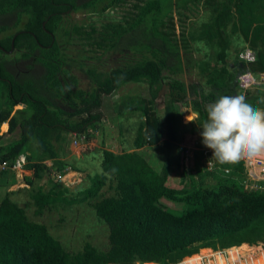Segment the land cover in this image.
Listing matches in <instances>:
<instances>
[{
    "label": "trees",
    "instance_id": "obj_1",
    "mask_svg": "<svg viewBox=\"0 0 264 264\" xmlns=\"http://www.w3.org/2000/svg\"><path fill=\"white\" fill-rule=\"evenodd\" d=\"M126 2L0 0V125L7 122L8 133L20 129L17 139L2 146V159L12 164L20 154L27 155L25 168L33 170V175L26 176V183L37 214L59 202L88 200L109 227L107 249L85 241L80 250L71 252L45 223L29 219L26 209L12 197L16 191L8 190L0 202V264H174L206 247L224 249L264 242V191L250 188L243 160L235 165L216 161L206 181L191 180L174 188L167 183L169 159L157 171L137 151L103 149L102 171L93 175L90 186L77 196L68 195L66 185L48 191L42 185L34 186L45 172L59 179L70 170L79 171L61 158L64 134L84 135L91 141L89 130L99 127L104 99L127 83H145L150 94L122 102L142 118L134 149L155 145L163 137L157 114L162 92L166 95L167 135L179 143L184 141L180 136L183 107L192 109L197 115L192 125L200 126L206 119L207 104L223 95L245 94L250 104L264 110V91L257 89L261 86L245 89L239 85L244 73L264 74V0H144L135 3L121 22H108L99 30L92 26L87 31L66 21L71 11L87 9L102 14ZM193 6L202 7L205 18L195 27L186 26L184 12ZM74 35L105 50L128 47L141 58L109 72L81 65L94 84L92 89H83L61 44L62 38L69 41ZM233 36L243 40L244 53L251 51L253 60L237 53L233 67L228 64ZM192 42L211 51L195 61L203 83L187 84L183 79V51L191 55ZM122 110L126 112L122 108L118 112ZM0 175L7 179L9 170H0ZM107 185L113 194H104ZM165 199L186 209L176 212ZM211 255L215 260L210 264H264V251L229 259ZM197 263L201 264L202 258Z\"/></svg>",
    "mask_w": 264,
    "mask_h": 264
},
{
    "label": "rangeland",
    "instance_id": "obj_2",
    "mask_svg": "<svg viewBox=\"0 0 264 264\" xmlns=\"http://www.w3.org/2000/svg\"><path fill=\"white\" fill-rule=\"evenodd\" d=\"M143 1L144 0H127L126 3L110 8L102 14H94L87 9L71 11L68 13L66 21L70 24H77L87 31H89L92 26L99 30L108 22H121L123 17L132 10L135 3ZM184 13L187 15L183 16L186 26L195 27L197 23L205 18L202 7L196 8L193 6V8ZM175 22L177 32H180L181 23L176 13ZM12 32L13 31L9 33ZM232 40L228 64L233 67L234 58L237 53H241L244 58L250 59V52L247 50L244 53L246 44L242 42L243 40L241 38L238 39L237 36H233ZM61 44L65 47L67 57L74 64L73 71L78 76L80 87L83 89H92L94 84H92L87 75L82 71L81 65L87 67L96 66L99 70L109 72L115 67L125 66L128 62L141 58V54L128 47L111 51L105 50L103 46H101V48L92 46L87 42L86 38L80 35H74L69 41L62 38ZM192 51L193 53L191 55H187L186 52L183 51L185 61L183 79L187 84L203 83L202 77L198 75L195 61L204 58L205 55H208L211 51L204 44L197 42H192ZM13 55L14 54H12V56ZM249 82L253 83V85L257 84L261 86L257 89L264 91V74L252 75V77H249ZM203 86L205 88L208 87L205 84ZM254 90H256V88H254ZM243 95L245 96V94ZM133 96L148 98L150 94L147 84L127 83L115 93L104 99L101 108L103 116L99 122V127L97 130H89L91 141H87L84 135H76L74 133L64 134L66 135V141L62 143V150L60 151L61 158H63L69 166L78 168L79 171L70 170L59 177V179L54 173L45 172L43 178L35 180L34 186L37 187L38 185H42L44 190L48 191L52 187L58 190L62 188L63 185H66L70 189L68 195L77 196L81 190L90 186L91 177L102 171L100 162L103 157V149H109L116 153L137 151L157 171H161L166 161L169 159L171 172L167 183L174 188L183 187V185L189 184L191 180L198 182L204 178V181H206L208 179L206 175L210 171H213L207 167V157L205 154V152L210 149L206 148L202 143V137L200 135L202 128L200 125L195 123L192 125V122L197 116L192 109L190 107L182 108L180 136L184 137V141H181V143L172 141L167 135L164 123L166 95L162 92L157 100V114L162 121V130L164 131L163 137L161 141L155 145L134 149V139L137 135V129L142 118L139 112L131 113V111L127 110L124 105L126 102L122 103L126 101L128 97ZM117 108L118 110H120V108L125 109L126 112L122 110V113H119ZM192 126L195 127L194 131L191 129ZM6 128L7 124L4 125L3 123L0 125V132ZM19 134L20 129H17L14 133L0 134L1 145L4 146L5 143L19 137ZM209 154L213 155L212 150H210ZM243 160L245 161V159ZM46 162L52 165L51 160H46ZM200 168L202 169L201 176L199 174ZM12 171L14 173L12 176H8L7 179L0 175V202L8 190H15L16 193H14L12 197L20 206L26 209L29 219L45 223L50 232L71 252L80 250L85 241L92 242L100 249H107L109 247V227L96 215L95 210L89 204L88 200L73 202L71 204L59 202L56 204V207L46 209L43 214H37L35 212L36 206L30 197V184L26 183V176H32L33 170H28L24 167L21 170ZM263 176L264 175H260L258 172L254 171L251 173V177L254 178V180H252L248 175L251 184L252 182L253 184L262 183L261 185L264 184ZM103 192L105 195H110L113 194L114 191L107 185L103 188ZM164 201L176 212L181 213L186 209V207L180 203L168 199ZM218 250L225 251L228 257L245 256L248 254H253L255 256L264 251V242H259L255 245L243 243L239 246L224 249H215V247L202 248L198 253L185 260V263L198 264V258L211 254H216L225 258L222 253L217 252ZM183 259H185V257ZM203 260L204 264H207V260L209 259L208 257H204ZM135 264L142 263L137 262Z\"/></svg>",
    "mask_w": 264,
    "mask_h": 264
},
{
    "label": "clouds",
    "instance_id": "obj_3",
    "mask_svg": "<svg viewBox=\"0 0 264 264\" xmlns=\"http://www.w3.org/2000/svg\"><path fill=\"white\" fill-rule=\"evenodd\" d=\"M205 111L202 143L220 165L264 155V110L250 104L246 96H220Z\"/></svg>",
    "mask_w": 264,
    "mask_h": 264
},
{
    "label": "built area",
    "instance_id": "obj_4",
    "mask_svg": "<svg viewBox=\"0 0 264 264\" xmlns=\"http://www.w3.org/2000/svg\"><path fill=\"white\" fill-rule=\"evenodd\" d=\"M250 52V59L248 60H253L254 59V54ZM252 75H255L251 72H248V73H244L242 75H240L239 77V85L241 88H249V87H252L254 86L253 83H250L249 82V77H252ZM257 85V84H256ZM210 150H207L205 152L206 154V157H207V167L211 170H213L216 166V162L214 160L213 155H210ZM2 155H3V151H2V145L0 143V170H9V171H12V170H21L25 167V165L27 164V155L25 153H22L20 154L16 160L14 161V163H10V161L8 160H3L2 159ZM244 161V160H243ZM244 165L245 167L248 169V175L250 176V178L252 180H254V178L251 177V173L252 172H258V170L260 171L259 174L260 175H264V156H259V157H255V158H251V159H245L244 161ZM264 177V176H263ZM264 179V178H263ZM257 180V179H255ZM262 184V183H261ZM260 183H254L252 182V184H250V188L251 189H260L262 191H264V184L261 185ZM217 252H220L222 253L225 258L229 259L228 255L226 256V252L225 251H217ZM204 257H208L209 260H207V264H210L211 261H214L215 260V256L214 255H205L202 257V260L204 259ZM228 261V260H227ZM226 261V262H227ZM174 264H186L185 263V260H181L177 263H174ZM202 264V263H201ZM203 264H204V260H203ZM227 264H234L232 262H228Z\"/></svg>",
    "mask_w": 264,
    "mask_h": 264
},
{
    "label": "crops",
    "instance_id": "obj_5",
    "mask_svg": "<svg viewBox=\"0 0 264 264\" xmlns=\"http://www.w3.org/2000/svg\"><path fill=\"white\" fill-rule=\"evenodd\" d=\"M4 124H7V128L6 129H3L1 132H0V134H5V133H8V127H9V125H8V123H4ZM3 128V127H2ZM18 138V137H17ZM17 138H15V139H17ZM14 139V140H15ZM10 142V141H9ZM8 143V142H7ZM6 144V143H5ZM150 164V163H149ZM151 165V164H150ZM14 172L13 171H9V176H12V174H13Z\"/></svg>",
    "mask_w": 264,
    "mask_h": 264
},
{
    "label": "water",
    "instance_id": "obj_6",
    "mask_svg": "<svg viewBox=\"0 0 264 264\" xmlns=\"http://www.w3.org/2000/svg\"><path fill=\"white\" fill-rule=\"evenodd\" d=\"M44 25H45V23H44ZM14 47L15 46H14V40H13L11 52L13 51Z\"/></svg>",
    "mask_w": 264,
    "mask_h": 264
},
{
    "label": "bare ground",
    "instance_id": "obj_7",
    "mask_svg": "<svg viewBox=\"0 0 264 264\" xmlns=\"http://www.w3.org/2000/svg\"><path fill=\"white\" fill-rule=\"evenodd\" d=\"M7 123V122H6ZM5 125V124H4Z\"/></svg>",
    "mask_w": 264,
    "mask_h": 264
}]
</instances>
